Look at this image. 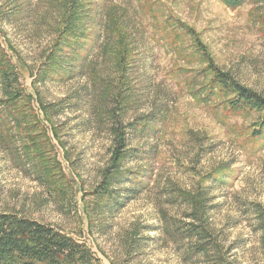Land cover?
Here are the masks:
<instances>
[{
  "label": "rangeland",
  "instance_id": "374dc122",
  "mask_svg": "<svg viewBox=\"0 0 264 264\" xmlns=\"http://www.w3.org/2000/svg\"><path fill=\"white\" fill-rule=\"evenodd\" d=\"M83 1L85 42L64 47L53 68L70 0H0V45L31 97L18 105L38 119L0 132V209L83 242L92 264H264V135H253L263 113L201 91L210 58L264 96V0ZM105 12L132 45L124 74L98 52ZM115 121L128 175L101 199ZM180 192L201 194L207 254L190 249L196 220Z\"/></svg>",
  "mask_w": 264,
  "mask_h": 264
},
{
  "label": "trees",
  "instance_id": "16d2710c",
  "mask_svg": "<svg viewBox=\"0 0 264 264\" xmlns=\"http://www.w3.org/2000/svg\"><path fill=\"white\" fill-rule=\"evenodd\" d=\"M222 1L228 7H236L245 0ZM87 10V3L83 0H70L64 6L62 28L57 31L56 40L47 55L46 63L49 64L48 66L61 67L63 48L72 44L82 45L85 42L82 39L85 35V23L82 20ZM114 14L105 12L100 16L102 24L108 23L110 25L106 24V31H103L105 32V43L98 44L100 48L98 52L104 56H113L115 69L124 74V69L130 67L126 62L129 55L127 48L132 47V45L124 39L128 34H122L120 29L117 33L113 31L118 26L117 23L120 19L118 14ZM186 32V34L194 35L190 29H187ZM111 37L117 38L110 40ZM205 68V71L211 74V78L201 89L204 92L203 96L210 98L216 93H221L231 111H261L263 114L257 123L258 128L253 131V135L263 136L264 96L242 84L229 72L219 68L210 58H208V64ZM56 72L57 70H55ZM93 79L94 77H91V81ZM18 80L15 64L0 45V132L3 130L9 132L29 124V118H32L34 123H38V119L33 115L31 109H29L30 115L28 111L26 112L18 105L20 101L30 97V94L24 95ZM120 124L121 122L115 121L111 127L114 143L109 161L110 165L103 172L97 185V196L101 199L116 198L114 194L117 195V191L113 184L123 176L128 175L127 172L120 170V161L125 156L126 150L123 138L124 130ZM9 137L11 138L13 135ZM138 178L137 174H133V179L139 180ZM180 197L190 205V218L196 220V222L189 223L185 233L187 238L194 240L190 249L192 253L202 251L207 254L209 243H205V238L209 231L205 223L201 221L205 213L201 194L192 195L189 192H180L174 196L175 200ZM0 264H92V255L83 242L76 240L62 230L16 211L0 209Z\"/></svg>",
  "mask_w": 264,
  "mask_h": 264
}]
</instances>
